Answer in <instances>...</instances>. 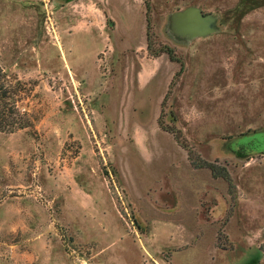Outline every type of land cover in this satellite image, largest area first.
Listing matches in <instances>:
<instances>
[{
    "label": "rangeland",
    "instance_id": "obj_1",
    "mask_svg": "<svg viewBox=\"0 0 264 264\" xmlns=\"http://www.w3.org/2000/svg\"><path fill=\"white\" fill-rule=\"evenodd\" d=\"M148 3L0 0V264H264V0Z\"/></svg>",
    "mask_w": 264,
    "mask_h": 264
},
{
    "label": "water",
    "instance_id": "obj_2",
    "mask_svg": "<svg viewBox=\"0 0 264 264\" xmlns=\"http://www.w3.org/2000/svg\"><path fill=\"white\" fill-rule=\"evenodd\" d=\"M218 18L195 5L173 11L169 16V31L178 39L190 41L218 31ZM264 147V142L262 143Z\"/></svg>",
    "mask_w": 264,
    "mask_h": 264
},
{
    "label": "trees",
    "instance_id": "obj_3",
    "mask_svg": "<svg viewBox=\"0 0 264 264\" xmlns=\"http://www.w3.org/2000/svg\"><path fill=\"white\" fill-rule=\"evenodd\" d=\"M143 1L147 5V7H149L148 0ZM147 49H150V45L148 43ZM170 59L172 60V57H170ZM26 126L27 123L25 115L21 113L18 107L16 106L14 95L10 94L8 86L6 85L5 72L0 67V131L13 132L17 129L24 128ZM202 164L210 168L214 177L222 176L226 179L227 173L222 167L216 166L213 163L209 162H205Z\"/></svg>",
    "mask_w": 264,
    "mask_h": 264
},
{
    "label": "flooded vegetation",
    "instance_id": "obj_4",
    "mask_svg": "<svg viewBox=\"0 0 264 264\" xmlns=\"http://www.w3.org/2000/svg\"><path fill=\"white\" fill-rule=\"evenodd\" d=\"M263 142L264 132L260 131L250 135H240L229 141L228 145L237 155H246L259 149Z\"/></svg>",
    "mask_w": 264,
    "mask_h": 264
}]
</instances>
